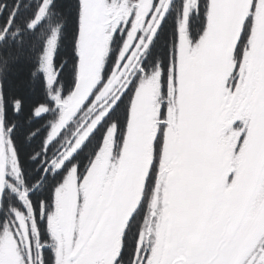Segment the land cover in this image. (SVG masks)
Returning a JSON list of instances; mask_svg holds the SVG:
<instances>
[{
	"label": "snow or ice",
	"instance_id": "6c2138e0",
	"mask_svg": "<svg viewBox=\"0 0 264 264\" xmlns=\"http://www.w3.org/2000/svg\"><path fill=\"white\" fill-rule=\"evenodd\" d=\"M0 264H264V0H0Z\"/></svg>",
	"mask_w": 264,
	"mask_h": 264
}]
</instances>
